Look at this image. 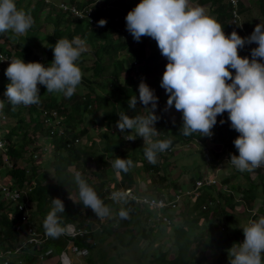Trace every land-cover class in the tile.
I'll use <instances>...</instances> for the list:
<instances>
[{"label": "trees", "instance_id": "obj_1", "mask_svg": "<svg viewBox=\"0 0 264 264\" xmlns=\"http://www.w3.org/2000/svg\"><path fill=\"white\" fill-rule=\"evenodd\" d=\"M92 0H70V4H77L76 7L79 10H84L91 3ZM126 0H120L122 4H125ZM211 3L218 4L216 10L218 14V21L223 27L225 34H230L233 30L237 31L241 37L250 35L254 30L256 24L250 22L249 25L235 26L227 24V20L232 18V8L229 3H225V0H206L202 3ZM110 2V1H109ZM259 8L262 12V17L264 18V0H257ZM17 8L25 10L31 15L32 25L26 31L29 36L27 39L20 38L17 34L12 33L11 31L0 33V43L2 45L11 44L16 47L17 57L23 59H32L35 55L34 48L43 49L39 38V28H35L34 24L40 23L42 13L45 8H48L46 11V23L50 25L52 23L53 33L43 34V39L46 40L47 46L44 48V53L49 54V59L45 65L50 63L53 60V48L58 38H68L71 40L73 37H80L83 39L87 45L92 46L93 55L87 56V52H82L77 64L80 67L82 72V80L77 86L79 91H75L71 97H74L77 101L74 103L75 109L69 111L68 103H72L70 99L66 101H60V92H54L55 95L49 96V103L44 104L46 107V118L48 125L50 124V129H53L54 132H49L50 137H53V168L57 181L55 184H46L47 177L44 173L45 167H41L37 160L40 159V155L35 157V154L25 150L26 141H31L29 139V132L32 130L35 135H38L40 129L42 128L43 123L38 120L40 113L35 115L34 120H32L33 126L28 125L27 128L22 126V123H26L22 118L14 122V126H2L1 122L3 117L6 119L14 118L17 119V116L13 114L14 108L18 105H12L11 103H4L2 95L5 91V84H0V129L5 127H12L9 131V135L4 134L8 147H6V154H0V169H2L6 163V157L8 161L12 164V167L7 168L6 175L10 176L11 182L15 187L20 188L21 191H29L28 193V202L27 209L31 210V224L39 223L38 226L41 229L43 228V220L46 217V214L52 207L51 199L59 197L63 200L65 205V211L58 213L59 223L62 228H66L67 225L75 224L79 222L78 228H85L89 231L83 237H51V240L43 244L41 247L37 248H26L22 254H14L16 246L21 241L20 232L18 227L25 222L26 214L20 212L19 210L13 208V211L4 213L6 208L5 201L3 196L0 194V199L3 200V203L0 202V251L3 252H12V258L10 259L9 264H20L19 261L24 259L23 264H37L41 256L46 253L50 248L54 250L53 254L49 257H46V261H52L58 253L59 263H61L60 255L67 250L68 245L72 243L74 246L82 249L86 248L90 251H93L97 245V238L101 235L99 234V228H94L93 221L100 222L101 217L97 216L90 208H87L82 204L78 196L77 185L74 180L76 173H80L82 178L96 191L97 195L103 200L104 204L108 206L109 213L113 209L117 212V217L109 220V224L102 225V233L113 236L121 243L122 247H133L136 240V232H139L144 228L145 225L150 226L147 230H142L139 233L140 239L138 240V245L142 246L145 243H148L149 248L153 244H158L164 236L167 235L166 228H172L171 234H169L168 240L159 245L160 256L155 257L154 261L149 264H203L208 261L210 251L217 253L218 259L217 264H228V254L227 250L237 242H241V238L244 239L243 234L239 235L237 228H232L233 224V215L231 211L235 209V196L237 192H243L244 202L247 207H250L251 204L254 205L256 199L260 198L261 192L256 193L258 190V182L250 181L247 188H238L233 187L228 192H225L221 186L216 189V187H209L204 190L203 195L198 198L193 204L195 208L193 213L184 215L187 219L183 218L182 212L173 214L172 212H167L166 216L169 218L171 224H165V222L157 221L158 212H155L147 204H141L135 200L129 201L126 197H123L122 205H120V200H113L111 194L113 192H119V185L123 187L122 189L128 190L133 189L139 193H143L146 190L138 189V180L135 179V176H140V180L147 182L146 180L152 181V178L148 177L154 176L156 174H162L160 176V182L170 183V186L175 185L174 181H170L173 176L174 171L169 170L170 162L167 161L168 156L176 157L175 147L180 143H189L193 139H198L204 143L207 136H201L202 134L197 132L193 133L190 136H183L179 130L182 127L183 120L181 112L177 111V116L172 117L166 111V102L168 98L167 93H162L163 88L160 86V80L157 79L161 70L166 68L165 63L162 61L163 55L160 52V49L157 46L156 41L153 38L144 36L141 43H138L139 49L133 48L134 39L132 35L127 31L123 24H126V20L121 23L119 16L121 12L118 10L117 5L113 9H95V14L91 18L95 19L96 25L90 22L89 17L78 18L74 15H68L59 8L56 9V5L53 2L49 4L46 3V0H38L35 5H32V1L24 2L22 0H15ZM113 5V4H112ZM132 5V4H131ZM34 6V10L31 7ZM247 8L243 4H239L238 12L242 16ZM66 14V15H65ZM124 14H126L124 12ZM56 15V16H54ZM104 18L107 20V23L100 27L97 25V22ZM48 28V26H46ZM128 32V37H132V41L128 42L122 37V33ZM32 36V38H31ZM39 42V43H38ZM255 47L256 45L253 44ZM133 48V49H132ZM150 48L151 53L149 56L146 54V50ZM126 49V55L123 58L118 57V51ZM87 51V50H86ZM246 47L239 49V54L243 56L246 54ZM115 60V62H114ZM93 61V68H90L89 63ZM108 61V68L112 65L116 68L118 74L122 72H128L130 77H138L135 81L121 85L118 91H110L112 86L109 79L105 78L101 71L104 69V63ZM154 66H151V64ZM234 71V70H233ZM93 73L94 79L89 75ZM155 73L159 85L150 86L155 90V94L158 97V107L155 110L159 119L156 122V128L160 131V135L154 139H169L171 144L167 150L164 152L157 153L158 156L163 159V163H159L156 160L155 163H150L145 155L144 148L146 145L143 143L142 137H137L134 140H125L124 134H121L118 130L119 137H116L117 131H111L116 121L119 119L118 114L121 111H124L130 117L137 114L147 115L149 109L144 108L145 106L140 104L135 109L128 108V99L131 95L136 94L138 96V85L141 80L145 81L146 73ZM88 73H90L88 75ZM7 78V77H6ZM99 80L96 82V80ZM106 81L108 83L105 88L101 85V82ZM230 82V81H229ZM84 86L90 87L88 92H82ZM40 91L43 95H40L41 98H44V93H46V87L40 85ZM99 89L102 90L103 94L99 92ZM104 92L107 93V97L104 96ZM93 103L97 104L99 110L104 109L105 106L111 107L108 111H104L101 115H96L95 125H98L100 128H97L99 134L103 133L104 142L106 148L102 149V154L98 156L95 153V157H91V149L94 146H98L97 143L92 142L90 145L87 142H83L84 137H88L91 131L88 129L80 128L76 126L74 122H79L83 124L84 119L92 113ZM63 104V105H62ZM173 109V107H171ZM82 109V115L79 113ZM48 111L58 112V118L49 117L51 114ZM96 113L98 111L96 110ZM37 117V118H36ZM60 119H63L64 123H60ZM224 119L225 123H218L215 128V134L218 140L223 139V135L228 133L232 137H237L239 135L234 129L228 124L227 116L220 118L219 120ZM4 122V121H3ZM57 122L59 124L57 125ZM21 126V127H20ZM81 127V126H79ZM25 130L23 131V129ZM46 127H44L45 129ZM110 131V132H109ZM131 130H126L130 132ZM107 133V134H105ZM20 136L25 140L21 145H16L15 141H12L14 137ZM85 134V136H84ZM127 135V134H125ZM132 135H135L133 132ZM204 138V141H203ZM35 139V138H34ZM33 139V140H34ZM233 138L228 143V149L231 154H237L233 141ZM95 141H97L95 139ZM102 144V142H101ZM3 150V149H2ZM108 156H106V152ZM44 153H47L43 150ZM25 153L28 154V157H25ZM82 154L85 155L84 165H80L76 162L81 158ZM97 154V155H96ZM4 156V158H3ZM117 156L121 158H128L132 161V166L127 172H121L119 178L115 176V172L112 168V161H114ZM191 157H188L187 165H191ZM167 161L164 163V161ZM24 162H29V164L24 167ZM91 162L97 164V173L98 178L97 182H93L88 177L87 167ZM141 164V166H139ZM178 168L179 163L175 164ZM182 166V165H181ZM180 166V168H181ZM75 168L73 172L71 169ZM134 167L136 169L134 170ZM164 173L161 168H165ZM261 169V168H259ZM258 169V170H259ZM2 174V172H0ZM145 173V174H143ZM1 176V175H0ZM110 180L111 183L108 181ZM142 183V182H140ZM226 183V182H225ZM155 187H149L147 194H142L141 196H147L153 199H163L165 198L166 190L165 187H160L156 182ZM193 186V185H192ZM151 188V189H150ZM163 188V189H162ZM140 190L142 192H140ZM217 190V192H214ZM183 191V190H182ZM174 192L167 194L170 199L174 198ZM73 194L77 199V202H73L68 199V196ZM211 200H218L219 202L210 207L209 211L203 209L204 206H209ZM9 204V203H8ZM11 206V205H10ZM36 209V210H35ZM124 210L127 215L126 217H121L119 212ZM190 209H188L189 211ZM109 214L106 216L108 217ZM203 222V226H199ZM82 224L84 226H82ZM162 225L166 228H162ZM224 228V230L221 229ZM122 229V230H120ZM126 229V231L124 230ZM130 231V233H129ZM131 235L130 241L125 243L124 239L126 236ZM148 235H151L150 239ZM177 248V253L175 256L172 255V246ZM28 252L31 254L30 257L27 256ZM151 256L154 257L155 254L150 252ZM264 256V254H262ZM28 260V261H27Z\"/></svg>", "mask_w": 264, "mask_h": 264}, {"label": "clouds", "instance_id": "obj_2", "mask_svg": "<svg viewBox=\"0 0 264 264\" xmlns=\"http://www.w3.org/2000/svg\"><path fill=\"white\" fill-rule=\"evenodd\" d=\"M119 20L121 23L126 20V29L134 40L139 41L142 36L153 38L167 58L160 86L168 94L166 108L174 106L181 112L183 124L179 132L183 136L197 132L201 136L213 135L218 115L226 111L230 127L239 133L233 141L238 155L230 154L227 164L244 172L264 163V23L256 24L247 37H241L235 30L226 35L224 27L214 17L203 7L188 6V0H139L130 11L119 16ZM32 22L31 15L17 8L15 0H0V33L10 30L23 34ZM106 23L107 20L101 18L97 25L103 27ZM250 44L256 45L251 48L250 56H241L239 49ZM52 48L53 60L47 65L39 61L25 62L23 58L9 60L4 73L9 82L3 93L9 103H39L40 85L49 93L60 92L66 97L74 94L82 80L76 62L86 50V42L78 36L71 40L58 38ZM137 91L138 96L134 94L128 99V108L135 109L139 101L149 109L148 114L130 117L119 112L116 127L125 140L142 137L146 145L144 155L150 163H155L157 153L167 150L171 141L154 139L160 135L155 126L159 119L155 111L158 107L155 90L141 80ZM131 166L128 158L117 156L112 161L117 178ZM74 180L82 204L99 217L107 216L108 206L80 173L75 174ZM218 186L229 191L224 189L227 185L219 181L214 187ZM123 196L122 192L111 194L113 200ZM51 202L42 226L46 235L55 238L63 232L57 214L65 211V205L59 197ZM119 215L126 217L127 213L121 210ZM241 228L244 239L227 250L228 264H264V215L249 219Z\"/></svg>", "mask_w": 264, "mask_h": 264}, {"label": "rangeland", "instance_id": "obj_3", "mask_svg": "<svg viewBox=\"0 0 264 264\" xmlns=\"http://www.w3.org/2000/svg\"><path fill=\"white\" fill-rule=\"evenodd\" d=\"M17 1H19V0H17ZM22 1H24V2L32 1V5H35V3L38 0H22ZM64 1L70 2V0H46V3L49 4L50 2H53L56 5L55 6L56 9H58L59 5ZM106 1H110V2H106ZM130 1L131 2L133 1L135 6L139 3V0H130ZM203 1H206V0H188V6H190V7H196V6L203 7L207 14L214 17L218 21V14L216 12V10L218 8V4L216 5L214 2L211 3V1H209L207 3H205V2L202 3ZM239 1L241 2V4H243L247 8V10L244 12V14H242V16L240 15L239 18L232 17V18L228 19L227 24L235 25V26H239V27L245 25V27H246V25L252 26L249 24L250 22H254V24H258L260 22L264 23V18L262 17L263 15H262V12L259 8L257 0H239ZM117 2H120V0H102V1L101 0H92L91 3L87 6V8H85L84 10H81V11H83L84 16H77V17L78 18H86L90 11H93V13H95V9L97 8V5H101L100 7L102 9H105L109 5L115 4ZM128 3H129V0H128L127 4ZM225 3H228V1L225 0ZM76 5L77 4H74V6H76ZM31 8H32V10H34L33 9L34 6ZM47 10H48V8L44 9V12L42 13V17L40 19V23L34 24L35 28H39V31H40L39 34L40 35H39L38 40L41 42L43 49L34 48L35 55L33 56L32 59H29V60L24 59L25 62L39 61L41 63L46 64L48 59H49V54L44 53V50H45L44 48H46L47 43H46V40L43 39V34L53 33V27H51L52 23L50 25H47V23H46V19H45L46 17L45 16L47 14L46 13ZM127 12H125V13H127ZM54 16H56V15H54ZM68 16L69 15H66V17H68ZM46 26H48V28H46ZM122 26L126 27V24H123ZM26 31L23 34H17L19 37V41L21 40L20 38H23L25 40L29 37L27 35ZM128 35H129L128 32L122 33V37L125 40L127 37L128 42H131L132 37L129 38ZM245 37H247V36L245 35ZM31 38H32V36H31ZM143 38H144V36H142L139 41L135 40L133 48L139 49L138 43H140L143 40ZM11 44L2 45L0 43V54H5L6 56H8L7 59H0V84H5L6 82H8V78H6L4 73H5V69L8 67V65L10 63L9 60L15 59V58H20V57H17L18 55H16V52L18 50L16 51V47L14 45H12V47H11ZM245 47L247 48V45H245ZM253 47H255V46L253 45ZM86 50L84 52H87V56L93 55L91 45H86ZM126 51H127L126 49L119 50L118 51V57L123 58L126 55ZM145 52H146L147 56H149L151 53V51L149 49H147ZM245 52H246V54H244L243 56H250V54L247 53V50ZM165 58L166 57L163 56L162 60L164 61ZM114 62H115V60H114ZM93 65H94L93 61L91 63H89L90 68H93ZM151 66H154V64L152 63ZM103 69L104 70L101 71L102 75L105 78L109 79V81L112 85L110 87V89L108 90V92H110L111 90L112 91H118V89L121 85L129 84L132 81L134 82L135 79H138V77H136V76L130 77L129 73L126 71L122 72L121 74H118L116 71V68L113 65L110 68H108V61H106L104 63ZM163 72H164V69L160 71L158 78L155 76V73H153V72L146 73L145 74V76H146L145 82L148 85L154 86V87L159 85L158 81L159 80L161 81ZM89 74L90 73H88V75ZM89 76L92 77V79H94L92 72ZM156 78L159 80L157 81ZM98 81L99 80L97 79L96 82H98ZM101 85L105 88V86H107L108 83L106 81H103V82H101ZM89 89H90V87L84 86L82 92H88ZM76 91H79V89L77 88ZM99 92L103 94L101 89H99ZM162 93H166L164 88L162 90ZM40 95H43L42 91H40ZM53 95H55L54 92H52V93L46 92V93H44V98H41V96H40L39 103L31 104V105H23V104L18 105L17 107L14 108V112H13V114L15 116H17V119H14V118L6 119V117H3L2 122H1V128H2V126H14V124H15L14 122L21 120V118H22L26 123H22L21 125L22 126L26 125L25 128H27L28 125L33 126L32 120H34L35 115H37L41 112L40 116L38 117V120L43 123L42 128L40 129V132L38 135H35L32 130L29 132L30 133L29 139L32 140V142L26 141L25 150H26V152H27V150H29L32 153V155H34V154L40 155V159L37 161L41 165V167H44V165H45V167L43 169H45L44 173L46 174V177H47L46 184H55L57 181L55 171L53 168V162H54V158H53V147H54L53 137L49 136L50 135L49 132H54V130L49 128V127H51L50 124L49 125L47 124L48 121H47L46 114H45L47 110H45L46 107H44V104L49 103L48 97L53 96ZM104 96L107 97L106 92H104ZM60 98H61L60 101H62L61 103H63V104H64L63 101H66L67 98L72 101V103H68L69 111H72L73 109H75L76 105L74 106V103L77 100L74 97H66L63 95V93H61ZM2 99H3L5 104L8 103V100L4 95H2ZM110 108L111 107L105 106L104 109L99 110L97 108V104L93 103V107L91 109L93 111L84 119V121H83L84 123L81 124L79 122H74L77 124L76 126H78V128H79L77 130H80V128H84V129H88L89 131H91L90 134L88 135V137L90 139H88L87 137H84L83 142H87L90 145L92 144V142H95L98 144V146H94L91 149V151H89V153H91L92 158L95 157V155H94L95 153H97L98 156L101 155L102 149L106 148V144L104 142V136L105 135H103V133L100 135L99 131L97 130V128H100V127L98 125L94 124V122L96 121L95 116L101 115L104 111H108ZM96 110L98 111V113H96ZM166 111L172 117L177 116V113L173 108H166ZM48 112L51 113L48 118L60 117V116H58V112H56V111H48ZM121 112H124V111H121ZM79 113L82 115V109ZM60 123H62V125H63V123H64L63 119H60ZM58 124H59V122H57V125ZM228 124L230 125V121ZM79 126H81V127H79ZM44 127H46V128L44 129ZM11 128L12 127H5L3 129H0V140L1 141L6 140V138L4 137V134L9 135V131L11 130ZM25 128L23 129V131L25 130ZM118 130L119 129L116 127V123H115V126L111 131H117V133L115 134L116 137H119V136H117L120 133V132L118 133ZM105 134H107V133H105ZM84 136H85V134H84ZM95 139L97 141H95ZM12 141H15L16 145H21L22 143L25 142V140H23V137L20 136V134L17 137H14ZM3 142L6 144V147H8L7 142H5V141H3ZM101 142H102V144H101ZM207 143H208V141H207ZM179 146L180 147H178L176 150V155H178L179 153L186 155V154H188V152L191 149H197L198 148V145L194 142L187 143L186 145L182 144ZM43 150L46 151L47 153L42 152ZM0 154H6V150H2V148H0ZM25 154H26L25 157H28V154L27 153H25ZM106 156H108V152H106ZM189 156L192 157L193 153L188 155V157ZM3 158H4V156H3ZM167 158H169L167 161L170 162L169 170H167V171H169V172L174 171L172 179L175 182V184L177 186H179L180 185L179 181L182 180V178H183L184 184H186L187 181L189 182V180H190V175L188 174L189 172L187 170L182 172L181 169H178L175 166V161H174L173 156H168ZM156 160H158L159 163H163V159H161L158 156V154L156 155ZM220 160L221 159L219 158L217 161H220ZM84 161H85V155L82 154L81 158L78 159L76 162H78L80 165L83 166ZM167 161L165 160L164 163ZM192 162L196 163L195 157L192 158ZM209 163H208V166L211 165V168H210L211 171L214 170V168H215L214 165L218 164V163L217 164L213 163L212 157H210ZM28 164H29V162H24L23 166L26 167ZM11 166H12V164L8 161V159L6 157V163H5L4 167L2 169H0V172H2V174L0 173V175H1L0 177L2 178L1 182H3L6 185H8V183L10 182V176L6 175L7 168L11 167ZM96 166H97V164L91 162V164L86 169V171H88V177L93 182L98 181V178L96 176V173H97V167ZM139 166H141V164H139ZM229 166H231V165H229V164H227V162H225L224 172L229 170V173H231V169L228 168ZM260 166H261L260 168H262V166H264V163H262ZM135 169H136V167H134V170ZM161 169L164 173V170H166V167L164 169L163 168H161ZM71 170L74 172L75 168L72 167ZM143 174H145V173H143ZM214 174H216V173H214ZM160 176L162 177L163 175L161 173L156 174L154 176L148 175L149 178L150 177L152 178V181H150L148 179V180H146L147 182L141 181L140 176H135V179L137 178V180H138V185H139L138 189L146 190L143 193H139V192L133 190L132 188H131V191L125 192V190L122 189L123 187H121L120 185L118 187V190H119V192L124 193L123 197H126L129 201H132L133 199H137V201L145 202L144 200L148 199L147 196H141V195L147 194L148 188L149 187H155L156 185H154V184L156 182L160 187L167 188L166 194H170V192L173 191V186H170V183H164L162 181L160 182ZM217 177H218L217 180L220 182L221 176L217 175ZM244 179L245 178H243V177H238L235 180H233V183H238V185H240L241 183L244 182ZM108 182L111 183L110 180ZM140 182H142V183H140ZM221 182H223V181H221ZM235 187H237V186H235ZM262 187H264V186H262ZM218 188L219 187H216V189H218ZM140 192H142V191L140 190ZM127 193H129V194H127ZM177 194H179V193H176L175 195H177ZM70 195H71L72 199L70 198ZM70 195L68 196V199L72 200L73 202L74 201L77 202V199L73 196V194H70ZM188 198H193V197H191L190 195H183V198H180L183 201L181 203V206L178 208V210L167 211V212H172L173 214H177V213H181L185 209L183 211L182 215H183L184 219H187V217L184 215H187V214L190 215V213H193L195 210V208L192 205V208L188 211V209H189V203L187 200ZM163 199H165L167 201H171L168 196H165V198H163ZM119 200H120V205L123 206L124 203H122L121 199H119ZM0 202L3 203V200L0 199ZM5 205H6V208L4 210V213L13 211V208H11L10 204H8L6 201H5ZM253 207H254V205H253ZM247 209H248V207H247ZM116 212L117 211L115 209H113L111 211V213H109L108 217H106V216L101 217L100 222H96L95 220L93 221L94 228L95 229L99 228V232H100L99 234H101L96 240L97 241L96 248L93 251H90L89 255L87 257H79L76 254L71 252L69 255H70L71 259L73 260L74 264H149L150 262L154 261L155 257L157 258L160 256V249H159L160 247L158 244H162L163 242L168 240L169 234H171V232L175 226H173L170 229V228H166L165 226L162 225V228L167 229V235L164 236L163 239L160 240L158 244H153V246H151V248H149L148 243H145L142 246L138 245V240L141 237V236H139V233H141L142 230H147L150 228V226L145 225L143 229H141L139 232L135 233L136 234V240H135V244L133 245V247H132V245H131V247H122L121 243L118 240H116L115 237H113V236L111 237L108 234H103L102 233L103 231L101 229L102 225L109 224V220L117 217ZM167 212H165V215L167 214ZM238 213H239V211H236L234 213V215L236 217H238L237 216ZM26 214L28 215L27 221L29 222L31 210L30 211L28 210ZM241 217H243V216L239 215V217L237 218V220L240 224L244 223V221L242 220ZM157 221H159V220L157 219ZM37 222H39V223L35 222L33 225L35 227L39 228L38 226L40 224V221H37ZM161 222H163V221H161ZM77 224H80V223L76 222L75 224H72V225H74L78 228L79 225H77ZM165 224L166 223H164V225ZM203 224L204 223L201 222L199 226L201 227V226H203ZM36 225H38V226H36ZM82 226H84V225L82 224ZM83 228H85V226ZM120 230H122V229H120ZM124 230L126 231V229H124ZM129 233H130V231H129ZM130 237H132V236L129 235V236L125 237V239H124L125 243H128L130 241ZM148 237L150 239H154V237L152 238L151 235H148ZM170 245H171V243H170ZM151 251H152V253L155 254L154 257L151 256V254H150ZM172 251H173L172 255L175 256L177 253V248L172 246ZM27 256L30 257L31 254L28 252ZM213 256L217 257V253L216 252L213 253V251H210V254H209L210 258L208 259V261L204 262L203 264H217V262L216 263L212 262L211 257H213ZM58 257L59 256L57 253L56 257L53 258L52 261H46L44 258L42 261L39 260L37 262V264H60ZM60 260H61V255H60ZM0 264H2V259H0ZM27 264H28V262H27Z\"/></svg>", "mask_w": 264, "mask_h": 264}, {"label": "built area", "instance_id": "obj_4", "mask_svg": "<svg viewBox=\"0 0 264 264\" xmlns=\"http://www.w3.org/2000/svg\"><path fill=\"white\" fill-rule=\"evenodd\" d=\"M229 5L232 8V15L233 17H237L239 18V12H238V8H239V4L241 3L239 0H227ZM59 9L64 11L65 13H67L68 15H74V16H84L83 15V11L79 10L76 6H74L73 4H70V2L64 1L59 5ZM93 11H90L88 13L89 18H91V16L93 15ZM82 19V18H80ZM90 22L92 24H95V20L93 18L89 19ZM251 48H253V44L247 45V53L250 54ZM8 56H6L5 54H0V59H7ZM163 61V60H162ZM165 63V65L167 64V58H165V60L163 61ZM227 116V112L225 111L222 115H218L217 117V124L219 123V119ZM217 124L213 127L212 132L213 135L208 136L207 141L208 144H212L214 142L215 139V128L217 126ZM0 148H2L3 150H7L5 147V143L3 141L0 140ZM43 152V151H42ZM38 156L37 154L35 155V157ZM210 153L206 154V160L207 162H209L210 160ZM12 167V166H11ZM261 166L257 167L256 169H259ZM2 178L0 177V194L3 196L4 201H6L7 203H9L11 205V208H15L17 210H19L22 213H27L28 209H27V202H28V193L31 191H21L20 188L15 187V185L11 182L8 183V185L4 184L3 182H1ZM218 185V181L215 178H203L200 179L196 182L195 184V188L188 190V191H181L179 192V194L176 195L175 199L172 201H167L164 199H153V198H149L144 200L145 202H140L137 201V199H133L138 203L141 204H147L150 206L151 209H153L154 211L158 212V220L159 221H163L166 224H171L169 221V218L165 215V212L167 211H176L178 210V208L181 206V203L183 200H181L180 198H183V195H190L191 197L194 198H198L199 196H201L203 194V191L205 188L208 187H214ZM224 189L227 191L228 187L225 186ZM131 191V190H127L126 192ZM131 193V192H130ZM129 194V193H127ZM135 195V194H134ZM219 201L218 200H211V202L209 203V206H204L203 209L204 210H208L210 207L215 206ZM28 215L26 214V219L25 222L23 224H21L18 227V231L21 233V241L19 242V244L16 246V249L14 251V254H22L24 252V249L26 248H37V247H41L43 244L47 243L48 241L51 240V237L46 235L45 230L41 229V228H37L35 227L33 224H31V215H30V221H27ZM222 230H224L223 227H221ZM89 231L86 228H77L76 226L70 224L67 225L66 228H63V232L59 235V236H64V237H72V238H76V237H83L84 235H86V233H88ZM71 244V243H70ZM54 250L52 248L48 249L46 251L45 254H43L40 258V260L42 261L44 258L49 257L53 254ZM74 253L79 257H87L89 255L90 250L88 251V249L86 248H78L76 246H74L73 244L68 245L67 250H65L62 255H61V263L62 264H74L73 260L70 257V253ZM12 252L8 251V252H3L0 251V259H2V264H9L10 263V259L12 258ZM24 259H22L21 261H19L20 264H23Z\"/></svg>", "mask_w": 264, "mask_h": 264}, {"label": "crops", "instance_id": "obj_5", "mask_svg": "<svg viewBox=\"0 0 264 264\" xmlns=\"http://www.w3.org/2000/svg\"><path fill=\"white\" fill-rule=\"evenodd\" d=\"M127 2H128V0L125 1V4H122V2H117L113 5H109L107 8H105V11L107 9L115 8V6L117 5L118 10L121 12V15H123L124 12H127L128 10L130 11L135 6L133 1L131 2L129 0L128 4H127ZM97 8L102 9L101 7H97ZM148 49L151 51L150 48H148ZM174 110L177 113V110L176 109H174ZM216 137L217 136L215 134V139H214V142L212 144L207 143L208 136L204 137L205 141L203 138L204 143H202L198 139H193V141H191L189 143H192V142L196 143L198 145L197 149H191L188 152V154H186V155H183L182 153H179L178 155H176V157L174 158L175 164L179 163L178 169H181L182 172H184L185 170H187L189 172L188 174L190 175V180H189V182L187 181L186 184H184L183 178H182V180L179 181V184H180L179 186H177L174 182L175 185H173V192H174V194H176L180 190L188 191L195 186V183L199 179L207 178V177L217 179L218 178L217 175L221 176V181H223V182H221V181L220 182L222 185L223 184L227 185L228 190H231L235 186H237L238 188H247L249 180L258 182L259 185L257 187L258 190L256 191V193L259 194L261 192V195H260V198L256 199L254 207H253V204H251V206L248 207V209H247V207H246L247 205L244 202L243 192L238 191L236 193L237 196H235V204L236 205H235L234 211H231V212L235 213L236 211H239L237 216L238 217H239V215L243 216L241 218L244 221V223L240 224L237 220L238 217H236L234 215V213H232L233 218H234L232 228H237V230L239 231V235H242L243 234V230L241 228L242 225L247 224L249 219H257L260 216L264 215V187H262V186H264V166H262L263 169L262 168L259 170L253 169L251 171H244V172H240L237 169H235L233 166H229L228 168L231 169V173H229V170L224 172L225 162L228 161V159L230 158V154H231V152L228 149L229 148L228 143L233 138H236V137L235 136L232 137L228 133H225L223 135V139H221V140H218ZM182 144L186 145V143H180L175 147V150H177V148L180 147L179 145H182ZM207 152L211 153V155L213 157V163L214 164L218 163L217 165H214L215 168L212 171L210 170L211 165L208 166L209 162L207 163V161L205 160V155ZM192 153H193V156L190 159L191 165H187L186 162L188 161V155H190ZM194 157L196 158V163L192 162V158H194ZM219 158L221 160L217 161ZM180 166H181V168H180ZM214 173H216L217 175ZM238 177L245 178L244 182L241 183L240 185H238V183H233V180H235ZM172 180L173 179L171 178L170 181L172 182ZM214 192H217V190H215ZM164 196H168V195L165 194ZM187 200L189 203V209H191L192 205L195 204L197 199L196 198H188ZM183 211H182V213H183ZM253 213H254V215H253ZM241 241H243L242 238H241ZM217 259H218V256L217 257H215V256L211 257V260L214 263L217 262Z\"/></svg>", "mask_w": 264, "mask_h": 264}]
</instances>
